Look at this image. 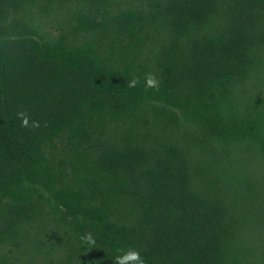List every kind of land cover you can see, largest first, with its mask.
<instances>
[{
  "label": "trees",
  "instance_id": "trees-1",
  "mask_svg": "<svg viewBox=\"0 0 264 264\" xmlns=\"http://www.w3.org/2000/svg\"><path fill=\"white\" fill-rule=\"evenodd\" d=\"M129 247L264 264V0H0V264Z\"/></svg>",
  "mask_w": 264,
  "mask_h": 264
},
{
  "label": "clouds",
  "instance_id": "clouds-1",
  "mask_svg": "<svg viewBox=\"0 0 264 264\" xmlns=\"http://www.w3.org/2000/svg\"><path fill=\"white\" fill-rule=\"evenodd\" d=\"M137 84V79L134 77L128 82L129 87H134ZM156 81L152 79L150 76L146 79V86H155ZM22 119V124H28V117L24 115V113L19 114ZM82 242L87 243L88 245H94L95 239L91 233L84 235L82 238ZM120 254L114 257L115 264H145V259L141 255L140 251L129 247L127 250L118 249Z\"/></svg>",
  "mask_w": 264,
  "mask_h": 264
}]
</instances>
